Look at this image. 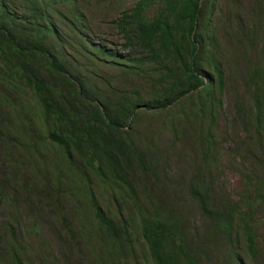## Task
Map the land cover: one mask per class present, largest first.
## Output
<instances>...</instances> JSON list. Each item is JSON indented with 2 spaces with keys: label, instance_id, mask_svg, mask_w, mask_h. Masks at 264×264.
Returning <instances> with one entry per match:
<instances>
[{
  "label": "trees",
  "instance_id": "1",
  "mask_svg": "<svg viewBox=\"0 0 264 264\" xmlns=\"http://www.w3.org/2000/svg\"><path fill=\"white\" fill-rule=\"evenodd\" d=\"M216 7L217 0H137L114 22L123 43L110 46L91 37L76 0H0V208H11L0 221L6 264H33L22 241L28 234L44 245L46 264H58L55 253L65 264L73 253L82 264V250L87 264H139L137 248L148 254L146 264H264L252 211L216 193L211 159L217 100L234 82L224 69L230 57L220 27L245 62L236 70L243 94L234 99L245 139L233 154L264 164V0L250 26L238 20L232 28L234 11L223 23ZM130 78L151 93L125 89ZM141 113L182 124V136L201 154L189 181L181 177L180 185L142 141ZM99 184L120 193L127 217L123 208L107 213ZM256 184L263 190L264 177ZM20 209L29 229L17 223ZM57 223L55 235L61 228L65 239L53 250L40 230Z\"/></svg>",
  "mask_w": 264,
  "mask_h": 264
},
{
  "label": "rangeland",
  "instance_id": "2",
  "mask_svg": "<svg viewBox=\"0 0 264 264\" xmlns=\"http://www.w3.org/2000/svg\"><path fill=\"white\" fill-rule=\"evenodd\" d=\"M137 0H76L80 7V11L84 13L87 19V29L91 37L97 42H106L107 44L116 45L122 44V34L119 32L116 22L124 11L130 10ZM258 0H217L218 10L217 15H222L223 23L226 21L225 16L228 11L236 12L234 20H232L231 27L235 23L242 21L244 25L250 26L254 15L255 7ZM153 14V11L151 12ZM233 19V16L231 17ZM213 28L215 27L214 22L212 23ZM216 29V27H215ZM217 37L222 44L223 54L230 57L229 63L224 65L227 77L230 80H234L231 86L230 82H227L222 93V97L218 98L217 105L218 110L216 112V150L211 159H214L212 166V177L215 183V191L223 195H228L232 199L241 202L244 209H249L253 213L254 225L258 230L260 238V246L264 252V189H257V177H264V164L256 165L244 158L242 154H233V150L245 139V134L242 127L237 123V115L234 111V99L236 93L243 94V87L239 78L236 76V70L243 72L245 68V62L242 60L243 53L236 48L235 42L227 44L224 41L225 35L223 29L218 27L216 31ZM233 39V37L231 38ZM250 51V50H249ZM122 53V52H121ZM76 55L75 53L72 54ZM108 74L113 77H117L116 71L113 68L107 67L105 69ZM117 79V78H116ZM99 83L102 84L101 79ZM115 85L120 84L118 80L113 82ZM142 89L145 95L151 93L150 86L143 83L141 80L130 78L125 81V89L132 88ZM221 102V104H220ZM183 126L179 122H171L170 119L164 114L160 117H154L151 114H140L138 133L142 138V141L147 144H151L156 150V156L158 157L161 165H163L167 173L176 179V181L182 185L181 177L189 181L196 172V168L200 164L201 154L197 151L193 141H189L187 138L182 136ZM177 132L178 135L175 133ZM176 135V137H175ZM252 181V183L249 182ZM99 188V199L100 203L111 216H117L119 213L118 209L123 208L124 216L130 212L126 206L119 205L117 196L119 192L107 191L103 188L102 184L97 186ZM249 204V205H247ZM11 208L5 211L4 208H0V221L3 222L6 219L5 215ZM20 220L17 219V223L23 228L29 229V218L25 210L20 209L18 212ZM190 213L198 221L200 217L195 214L194 210L190 209ZM5 214V215H4ZM134 215V214H133ZM73 217V215H69ZM52 223L55 220L49 219ZM59 223L47 226L46 224L41 225V236L42 239L47 240L51 243L52 248L56 247L57 240L62 237L65 239V235L59 228V236L55 235L58 230ZM22 241L25 243L26 250L33 264H46L43 260L42 249L43 244H37V238L28 234L24 236ZM83 244V243H82ZM80 248H83V245ZM4 246L0 244V264H6L7 259L2 256L1 252ZM82 264H87V261L91 258L87 254L86 250H82ZM137 255L141 260L139 264H146V257L142 250L137 248ZM243 258L249 262V258L242 249ZM71 264H77L76 255L70 254ZM55 258L58 264H65L59 254L55 253ZM222 258L219 257V261ZM137 264V263H135Z\"/></svg>",
  "mask_w": 264,
  "mask_h": 264
}]
</instances>
